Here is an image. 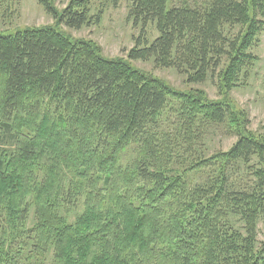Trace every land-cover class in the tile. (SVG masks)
Instances as JSON below:
<instances>
[{
	"label": "trees",
	"instance_id": "trees-1",
	"mask_svg": "<svg viewBox=\"0 0 264 264\" xmlns=\"http://www.w3.org/2000/svg\"><path fill=\"white\" fill-rule=\"evenodd\" d=\"M37 1L68 28L101 19L91 0ZM128 1L140 33L127 58L53 25L0 31V264H41L48 251L63 264H264V137L229 96L256 61L264 0ZM136 59L187 84L217 78L219 97L174 89ZM221 126L231 147L176 171L169 138ZM81 199L69 221L62 210Z\"/></svg>",
	"mask_w": 264,
	"mask_h": 264
},
{
	"label": "rangeland",
	"instance_id": "rangeland-1",
	"mask_svg": "<svg viewBox=\"0 0 264 264\" xmlns=\"http://www.w3.org/2000/svg\"><path fill=\"white\" fill-rule=\"evenodd\" d=\"M69 1L53 0V6L55 9L61 10ZM176 1L173 0L174 3ZM128 3V0H119L116 5H113L111 0H91L90 13L101 11L99 23L73 29L63 24H56V20L37 0H0V31L7 33L24 27L53 25L72 38L88 39L96 43L102 54L107 57L127 58V52L133 47L135 38L140 33V25L134 26L129 16ZM144 34L148 41L157 36L154 24L147 23ZM250 51L256 56V61L249 71L247 80L233 88L229 96L235 109H239L245 114L244 128L264 137V29L259 33L257 42ZM129 62L133 67L158 78L174 89L197 88L203 90L211 99L219 97L217 78L206 80L203 83L187 84L183 74L178 73L174 68L161 67L155 64L152 59H136L129 60ZM42 115L38 117V123L41 121ZM175 126L177 124H164L165 130L168 131H171ZM231 131L233 130L229 132L224 126L217 129L210 128L201 135L198 142L183 140L177 134L172 135L169 138L173 145L171 155L175 157L172 166L176 171L181 172L188 165H193L201 156L208 157L217 150H228L236 141V136L231 134ZM132 154V150L127 149V154L122 155L123 163L129 161L133 157ZM70 176L67 173L65 180L68 181ZM64 208L66 210L63 209L62 212L67 215L69 221H72L83 210L82 199L81 203L76 206ZM1 220L4 219L1 218ZM34 223L31 207L25 228L31 227ZM257 228L258 239L264 240V224L259 222ZM41 264L63 263L55 261L51 251H48Z\"/></svg>",
	"mask_w": 264,
	"mask_h": 264
}]
</instances>
